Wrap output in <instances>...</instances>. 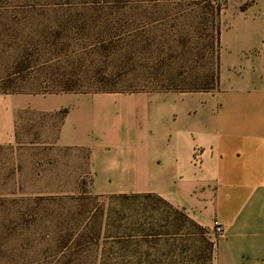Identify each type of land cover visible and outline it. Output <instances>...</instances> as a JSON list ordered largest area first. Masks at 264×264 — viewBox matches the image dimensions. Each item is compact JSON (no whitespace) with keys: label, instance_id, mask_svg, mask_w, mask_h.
I'll use <instances>...</instances> for the list:
<instances>
[{"label":"rangeland","instance_id":"374dc122","mask_svg":"<svg viewBox=\"0 0 264 264\" xmlns=\"http://www.w3.org/2000/svg\"><path fill=\"white\" fill-rule=\"evenodd\" d=\"M253 2L0 0V95L27 100L0 146V264H212V235L188 217L142 194H93L86 152L56 144L67 108L29 100L213 91L246 69L220 58L252 55Z\"/></svg>","mask_w":264,"mask_h":264},{"label":"crops","instance_id":"0c3cea01","mask_svg":"<svg viewBox=\"0 0 264 264\" xmlns=\"http://www.w3.org/2000/svg\"><path fill=\"white\" fill-rule=\"evenodd\" d=\"M253 3L260 29L248 45L252 55L220 58L246 69L219 77L213 91L29 100L40 112L67 108L56 144L86 152L93 194H155L210 235L216 218L223 234L212 236V264H264V0ZM50 96L63 99L40 101ZM26 102L19 98L11 105L0 95L1 147L13 142V109Z\"/></svg>","mask_w":264,"mask_h":264},{"label":"trees","instance_id":"16d2710c","mask_svg":"<svg viewBox=\"0 0 264 264\" xmlns=\"http://www.w3.org/2000/svg\"><path fill=\"white\" fill-rule=\"evenodd\" d=\"M123 196L124 197H127L129 195H123ZM143 196H145V200L148 201L152 206H158V205L163 206L164 208L168 209L169 211H174V212L180 213L182 215V217H184L185 219H187L184 213H182L181 211H179L176 208H173L169 203H167L161 197H159V196H157L155 194H150V193L145 194ZM211 257H212L211 254H208L207 255V259L208 260L211 259Z\"/></svg>","mask_w":264,"mask_h":264},{"label":"built area","instance_id":"2783aa9c","mask_svg":"<svg viewBox=\"0 0 264 264\" xmlns=\"http://www.w3.org/2000/svg\"><path fill=\"white\" fill-rule=\"evenodd\" d=\"M198 155H199V153L197 151H195V153H194L195 161L198 160ZM210 231H211L212 236L214 238H217V237H219V236H221L223 234L222 226L220 225L219 221L216 218H214L211 221Z\"/></svg>","mask_w":264,"mask_h":264}]
</instances>
